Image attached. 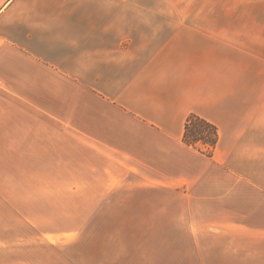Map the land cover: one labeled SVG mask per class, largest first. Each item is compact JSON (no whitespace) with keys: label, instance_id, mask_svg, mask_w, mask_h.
Listing matches in <instances>:
<instances>
[{"label":"crops","instance_id":"1","mask_svg":"<svg viewBox=\"0 0 264 264\" xmlns=\"http://www.w3.org/2000/svg\"><path fill=\"white\" fill-rule=\"evenodd\" d=\"M163 1L175 10L148 11L153 0H0V119L10 95L31 98L26 67L39 99L80 85V126L63 130L105 165L106 189L89 195L161 196L160 211L177 212L171 226L190 229L184 242H201L191 229L224 227L234 235L225 243L249 252L264 243V0ZM191 114L216 126L210 155L183 141ZM8 131L0 123L7 154ZM125 202L112 206L152 211ZM232 212L242 218L225 224Z\"/></svg>","mask_w":264,"mask_h":264},{"label":"rangeland","instance_id":"2","mask_svg":"<svg viewBox=\"0 0 264 264\" xmlns=\"http://www.w3.org/2000/svg\"><path fill=\"white\" fill-rule=\"evenodd\" d=\"M172 8L175 4L163 0L147 5L148 11ZM137 10H145V5H137ZM29 69L23 87L31 98L10 95L2 102L7 115L0 123L8 125L9 151L0 147V157L7 156L3 159L9 162L0 163V264H264V243L250 246L258 251L232 247L225 243V236H234L230 228L191 229L201 242H184L190 229L171 226L177 212H161V196L129 201L89 195L106 189L97 179V170L104 171L105 165L81 148L79 133L63 130L65 124L73 130L80 126V85L59 84L57 100L39 99L43 94L32 83ZM69 95L72 99L66 100ZM199 149L206 147L199 143ZM124 202L150 204L152 211L112 206ZM210 214L201 213V219ZM238 214H224V223L242 218ZM186 215L194 219L193 213ZM234 247L242 251L237 254L242 260H226Z\"/></svg>","mask_w":264,"mask_h":264},{"label":"trees","instance_id":"3","mask_svg":"<svg viewBox=\"0 0 264 264\" xmlns=\"http://www.w3.org/2000/svg\"><path fill=\"white\" fill-rule=\"evenodd\" d=\"M216 126L206 119L191 114L184 123L183 141L194 148L199 149V143L206 147L200 150L206 155H210L217 140Z\"/></svg>","mask_w":264,"mask_h":264}]
</instances>
